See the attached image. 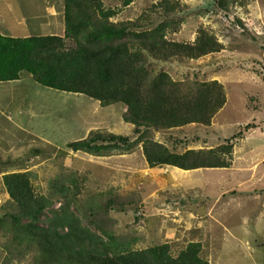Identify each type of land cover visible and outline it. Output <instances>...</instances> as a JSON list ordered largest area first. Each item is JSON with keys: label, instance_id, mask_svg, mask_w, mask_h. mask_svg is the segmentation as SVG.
<instances>
[{"label": "rangeland", "instance_id": "rangeland-1", "mask_svg": "<svg viewBox=\"0 0 264 264\" xmlns=\"http://www.w3.org/2000/svg\"><path fill=\"white\" fill-rule=\"evenodd\" d=\"M157 1L135 0L117 20L152 14L151 4ZM180 1L188 6L189 14L181 30L170 33L169 38L193 41L198 29L204 28L216 32L225 48L197 60L159 64L177 80H220L227 103L210 126L192 123L155 133L153 138L176 145L179 152L214 148L228 140L234 145L232 166L182 173L171 168L156 171L152 177L151 172L134 176L133 168H143L144 157L138 147L132 152L117 149L103 155L73 152L67 145L89 137L92 131L125 133V105L101 106L87 95L46 87L22 72L19 80L0 82V211L8 197L4 174L30 171L36 188L46 193L51 179L65 171L82 185L78 205H72L77 214L101 194L112 192L123 201L134 202L123 207L127 213L118 224L120 228L116 223L111 226L116 220L106 221L105 215L101 221L114 227L118 237L128 240L138 236L136 248L168 242L177 254L189 241H201L210 264H264V0H253L228 17L215 7L214 0ZM40 2L43 0H5L3 17L19 34L31 35L34 32L27 31L30 25L45 16ZM203 8L208 9L205 14L199 10ZM153 17L158 15L153 13ZM236 19L244 29L234 24ZM153 189H158L160 196L144 203L148 213L144 219L134 210ZM57 205L62 204L56 202L54 207ZM46 214L52 216V210ZM84 223L98 232L88 220ZM5 240L0 230V249ZM19 258L12 252L1 263L20 264Z\"/></svg>", "mask_w": 264, "mask_h": 264}, {"label": "trees", "instance_id": "trees-1", "mask_svg": "<svg viewBox=\"0 0 264 264\" xmlns=\"http://www.w3.org/2000/svg\"><path fill=\"white\" fill-rule=\"evenodd\" d=\"M251 1L214 3L228 17ZM134 2L48 0L60 13L64 36L9 37L0 33V82L19 80L22 72H27L41 85L87 95L101 106L125 105V133L92 131L89 137L67 145L73 152L103 155L117 149L132 152L138 147L144 157L142 165L148 168L231 167L234 145L228 140L214 148L179 152L176 145L153 138L155 133L192 123L210 126L227 103L220 80H177L159 62L197 60L221 52L225 44L216 32L204 28L198 29L193 41L170 39L169 34L178 33L189 14L188 6L180 0L152 3L158 18L146 13L133 20H117ZM199 10L203 14L208 11ZM234 24L244 29L241 20ZM2 179L8 197L0 211V230L6 237L0 264L12 252L20 256V264H210L201 241H189L175 254L168 242L139 249L135 247L138 236L128 240L116 236L101 218L113 206H132V200L101 194L91 202L95 206L91 212L81 208V214L73 212L80 185L69 174L53 177L46 193L36 188L30 171L6 173ZM58 200L62 205L55 209ZM48 210L52 216H47ZM135 210L139 211L138 204ZM85 219L97 226L98 232L85 225Z\"/></svg>", "mask_w": 264, "mask_h": 264}, {"label": "crops", "instance_id": "crops-1", "mask_svg": "<svg viewBox=\"0 0 264 264\" xmlns=\"http://www.w3.org/2000/svg\"><path fill=\"white\" fill-rule=\"evenodd\" d=\"M4 2H5V0H0V33L2 35L9 36V37H32V36H40V35L64 36L65 25L62 22V19L60 17V13L57 11V9L54 5L48 4V0H43V2H40V4H39V5H42V7H43L42 12L45 14V16H39L40 18L38 19V22L36 24L30 25V27L28 28L27 31H33L34 33H32L31 35L30 34H19L18 31L16 29H14L13 27H11L12 25L4 19L3 13L7 10V7L5 6ZM251 2H254V1L252 0ZM251 2L249 4H251ZM29 3H31V2H29ZM19 26H21V24ZM174 168L179 169L176 167H174ZM167 169H171V167L159 166V167H154V168H148V167L143 166V168H141V169L133 168L132 170H133V172H135L134 176L144 175L145 173H148L146 175H150L152 173L150 175L152 177L154 172H156V171H166L167 172ZM179 171L182 173V172H188L191 170L187 171V170L180 169ZM168 172H169V170H168ZM63 173H65V171H63ZM63 173H60V174H63ZM141 179L142 178H137V181L138 180L142 181ZM82 180H84V178ZM81 186L79 188L80 191L82 190ZM72 189H75V188L73 187ZM80 191H79V193H80ZM140 192H142V191H140ZM158 192H159L158 189H153V190H151L150 193H147L144 196V200L146 199L144 202H143V199L139 200L140 202H142L140 206L138 205L140 207L139 211L142 213V216L144 217V219H145V216L148 214L147 209L144 208V203H146L151 198H154V201H155L160 196V194L159 195L157 194ZM109 196L115 197V195L113 193H111V195H109ZM91 197H93V196H91ZM56 202L62 204L61 200H58ZM138 202H137V204H138ZM57 207H58V205H57ZM94 207L95 206L93 204H91V202H88L85 204L84 210L87 212H91L92 210L95 209ZM158 208H160V207H158ZM71 210L73 211V206L71 207ZM139 211L137 212L136 210H134V212H137V213H139ZM107 212H108L107 214L105 213L106 221L109 218H112L113 220H116V221L111 222L112 224H110V225L114 226L115 224H113V223H116L117 227L120 228V225H118V224H119V222H121V218L124 216V214L127 213V210L123 209L122 207L118 208V207L113 206ZM115 218H119V220L115 219ZM137 218H139V216ZM107 227H108V225H107ZM110 229L114 230L115 228L110 227ZM133 237H135V236H133Z\"/></svg>", "mask_w": 264, "mask_h": 264}, {"label": "clouds", "instance_id": "clouds-1", "mask_svg": "<svg viewBox=\"0 0 264 264\" xmlns=\"http://www.w3.org/2000/svg\"><path fill=\"white\" fill-rule=\"evenodd\" d=\"M55 208V207H54ZM58 208H60V207H58ZM58 208H55V209H58Z\"/></svg>", "mask_w": 264, "mask_h": 264}]
</instances>
